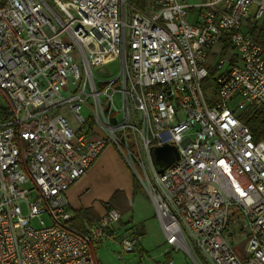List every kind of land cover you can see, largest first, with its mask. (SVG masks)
<instances>
[{
  "label": "built area",
  "instance_id": "2783aa9c",
  "mask_svg": "<svg viewBox=\"0 0 264 264\" xmlns=\"http://www.w3.org/2000/svg\"><path fill=\"white\" fill-rule=\"evenodd\" d=\"M150 2L154 15L129 0H0V264H96L120 215L107 207L81 234L68 192L108 146L173 250L264 264V142L238 118L264 109V0ZM164 145L180 157L158 173ZM137 239L128 230L124 251Z\"/></svg>",
  "mask_w": 264,
  "mask_h": 264
},
{
  "label": "rangeland",
  "instance_id": "374dc122",
  "mask_svg": "<svg viewBox=\"0 0 264 264\" xmlns=\"http://www.w3.org/2000/svg\"><path fill=\"white\" fill-rule=\"evenodd\" d=\"M200 2L201 0H188L190 5ZM146 9L149 14L154 15L150 0L147 2ZM0 102L2 107H6L5 99L1 98ZM237 104L238 100L232 101L230 107L235 110ZM66 113L68 114V111ZM130 171L133 174V171ZM111 206L120 215V223L124 228L134 230L138 233L139 238L136 240L134 252L124 251L121 244V237L124 234L118 238V241L105 238L101 246L96 249L98 261L103 264H164L172 260L174 264H195L185 250L181 248L171 250L172 248L167 245L155 206L142 186L137 185L135 190L132 188L129 195L119 193ZM234 247L238 255L243 257L244 248H239V243L234 244ZM169 252H171V256L167 255Z\"/></svg>",
  "mask_w": 264,
  "mask_h": 264
},
{
  "label": "crops",
  "instance_id": "0c3cea01",
  "mask_svg": "<svg viewBox=\"0 0 264 264\" xmlns=\"http://www.w3.org/2000/svg\"><path fill=\"white\" fill-rule=\"evenodd\" d=\"M132 188L133 177L131 171L116 149L108 146L86 175L70 188L68 192L69 208L73 214L79 210H91L94 217L99 219L98 222H100L106 208L112 207L108 202L114 194L124 193L129 195ZM98 222L95 223V226L99 224ZM127 231L119 222V224L112 226L107 235L96 241L93 247L96 264H103L96 258V249L101 246L103 240L107 238L118 241V238ZM167 255L171 256L172 254L169 252ZM167 263L174 264V261L171 260Z\"/></svg>",
  "mask_w": 264,
  "mask_h": 264
},
{
  "label": "trees",
  "instance_id": "16d2710c",
  "mask_svg": "<svg viewBox=\"0 0 264 264\" xmlns=\"http://www.w3.org/2000/svg\"><path fill=\"white\" fill-rule=\"evenodd\" d=\"M131 4L137 7L141 11H145L147 7L148 0H129ZM262 30V29H260ZM254 36H258V29H254L252 32ZM259 37V36H258ZM259 42L264 45V35L258 38ZM216 71L210 68L208 78L204 85V90L207 92L213 89L214 92L218 89L216 85ZM239 120L246 125L252 133L253 139L256 143L264 142V109H247L238 115ZM139 186V182L133 176V189ZM141 186V185H140ZM119 193L114 194L111 200L108 202L111 205L117 198ZM99 219L95 218L91 210H79L74 213V218L71 221V226L81 234H87L89 229L95 226V223ZM99 223V222H98ZM136 236L139 238L138 233Z\"/></svg>",
  "mask_w": 264,
  "mask_h": 264
},
{
  "label": "water",
  "instance_id": "95a60500",
  "mask_svg": "<svg viewBox=\"0 0 264 264\" xmlns=\"http://www.w3.org/2000/svg\"><path fill=\"white\" fill-rule=\"evenodd\" d=\"M154 165L158 173H163L179 160V152L175 146L164 145L152 149Z\"/></svg>",
  "mask_w": 264,
  "mask_h": 264
}]
</instances>
